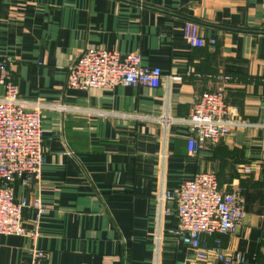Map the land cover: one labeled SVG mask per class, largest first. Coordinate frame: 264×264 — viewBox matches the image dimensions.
Here are the masks:
<instances>
[{"label":"crops","instance_id":"obj_1","mask_svg":"<svg viewBox=\"0 0 264 264\" xmlns=\"http://www.w3.org/2000/svg\"><path fill=\"white\" fill-rule=\"evenodd\" d=\"M187 21L201 47L184 40ZM90 47L138 53L141 66L161 69L160 85L69 88V65ZM1 58L22 99L67 110H42L41 173L14 182L23 225L38 235L0 233V264L28 263L34 248L40 264H223L173 235L174 202L158 218L157 188L176 191L199 171L238 190L244 209L236 232L204 235L202 246L219 239L242 255L236 264H264V0H0ZM220 75L231 76L224 100L245 125L190 155L187 124L164 133L154 119L165 109L186 118Z\"/></svg>","mask_w":264,"mask_h":264},{"label":"built area","instance_id":"obj_2","mask_svg":"<svg viewBox=\"0 0 264 264\" xmlns=\"http://www.w3.org/2000/svg\"><path fill=\"white\" fill-rule=\"evenodd\" d=\"M183 37L192 47L204 44L195 22L185 23ZM209 42L213 44L215 41ZM140 60L138 53L122 54L116 50L90 47L69 65L66 84L69 88L81 90L111 89L117 85L158 87L162 78L161 69L141 66ZM167 79L179 80L181 77L168 75ZM219 79L220 84L215 90L203 91L193 101L191 112L186 118L178 119L165 109L154 119L164 129V133L170 124L185 122L190 132L187 139L190 155H194L203 143H216L245 125L236 108L224 100L225 85L231 76L220 75ZM0 87V233L35 238L38 235L36 230H28L23 225L21 210L24 203L14 201V182L23 175L38 177L41 173L46 151L42 110L50 108L66 111L67 106L22 99L12 78L11 60L8 58L0 59ZM163 143L164 149L159 157L164 165L168 153L165 139ZM250 172V166L242 167V173ZM154 201L159 219L168 212L165 204L175 203L177 223L173 235L195 250L198 259L217 260L223 264L243 261L239 252L223 250L219 239L215 240L212 247L206 248L201 244L204 235L236 232L244 215L240 192L220 188L214 173L196 172L176 191H169L160 185L154 193ZM34 204L41 206L38 199ZM44 257V251L34 248L31 260L21 264H40Z\"/></svg>","mask_w":264,"mask_h":264}]
</instances>
